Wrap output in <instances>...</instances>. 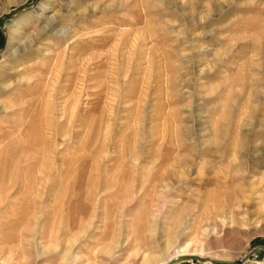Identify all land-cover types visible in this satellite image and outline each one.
I'll list each match as a JSON object with an SVG mask.
<instances>
[{"label": "rangeland", "instance_id": "rangeland-1", "mask_svg": "<svg viewBox=\"0 0 264 264\" xmlns=\"http://www.w3.org/2000/svg\"><path fill=\"white\" fill-rule=\"evenodd\" d=\"M44 1L0 0V264H264V0H77L38 42Z\"/></svg>", "mask_w": 264, "mask_h": 264}, {"label": "bare ground", "instance_id": "bare-ground-1", "mask_svg": "<svg viewBox=\"0 0 264 264\" xmlns=\"http://www.w3.org/2000/svg\"><path fill=\"white\" fill-rule=\"evenodd\" d=\"M76 4H78L77 0H62V2H56V1L47 2V0H45L41 4V9L43 11L50 10V8L53 10L51 11V14H49V16L45 19L43 25L40 27L37 33L38 35H36L37 37L35 38V40H38L39 42L40 40L43 39L45 35L54 36V37H62L68 34L67 32L69 30L65 29L64 24H66L70 19L76 17L77 15V13L75 12ZM35 40L33 41V44L27 43L25 41L17 42L16 46L14 47V50L12 51V54L18 58L24 56V54H26L31 48H33V45H35ZM175 243L176 242L173 241V244ZM171 244L168 243L167 245L171 247L172 246ZM208 250L209 249L206 245L197 243L193 239H190L186 241L184 244L181 243L180 245L175 246V248H173L172 255H170V259H168L166 262L170 260H175V258L181 255H185V254L191 255V253L197 254L206 260L210 258L216 259L217 257L209 254ZM153 258L154 257H152L151 255L144 256V260H147V261L148 260L152 261ZM186 260L188 259H185V260L181 259L180 263L179 262L177 263L182 264L184 263L182 261H186ZM166 262H162V264Z\"/></svg>", "mask_w": 264, "mask_h": 264}, {"label": "water", "instance_id": "water-1", "mask_svg": "<svg viewBox=\"0 0 264 264\" xmlns=\"http://www.w3.org/2000/svg\"><path fill=\"white\" fill-rule=\"evenodd\" d=\"M261 247L264 248V245H261ZM191 258L205 260V259H203V257H201L197 254L191 253V255H189V254L181 255V256L175 258V260H170L164 264H172L177 260H181V259L185 260V259H191ZM245 258H247V255L239 257V258L231 259V260H226V259L222 260V259H215V258H210L208 260H210L212 262H216V263H238L239 261H242Z\"/></svg>", "mask_w": 264, "mask_h": 264}, {"label": "built area", "instance_id": "built-area-1", "mask_svg": "<svg viewBox=\"0 0 264 264\" xmlns=\"http://www.w3.org/2000/svg\"><path fill=\"white\" fill-rule=\"evenodd\" d=\"M196 262H192V264H242L243 262L239 261L238 263H216V262H212V261H201L199 259H195Z\"/></svg>", "mask_w": 264, "mask_h": 264}]
</instances>
